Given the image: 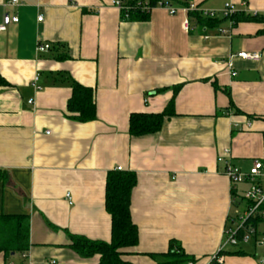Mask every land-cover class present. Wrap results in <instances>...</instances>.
<instances>
[{
    "label": "crops",
    "instance_id": "crops-1",
    "mask_svg": "<svg viewBox=\"0 0 264 264\" xmlns=\"http://www.w3.org/2000/svg\"><path fill=\"white\" fill-rule=\"evenodd\" d=\"M6 1L0 0V76L8 84L0 86V215L29 216L31 246L24 262L0 254V264H97L99 257L69 249V234L111 239L106 180L118 167L139 180L130 201L139 241L124 259L155 264L150 255L166 254L175 241L206 264L239 209L219 157L230 151L243 172L264 159L263 26L228 20L213 29L191 24L188 32L183 11L154 8L147 20L130 21L113 0ZM184 1L219 19L229 4L264 14V0ZM39 45L50 48L38 52ZM242 52L260 60L238 58ZM76 83L94 90L92 122L69 118ZM171 101L175 116L158 133L130 135L132 114H159ZM263 254L264 247L229 248L225 264H259Z\"/></svg>",
    "mask_w": 264,
    "mask_h": 264
},
{
    "label": "trees",
    "instance_id": "trees-1",
    "mask_svg": "<svg viewBox=\"0 0 264 264\" xmlns=\"http://www.w3.org/2000/svg\"><path fill=\"white\" fill-rule=\"evenodd\" d=\"M160 2L164 4L179 3L187 6L184 0H133L130 9L121 12L122 19L130 21H145L149 13L144 10V4L155 8ZM191 22L199 29L219 28L228 20L236 26L242 22H256L263 26L260 34L264 35V16L236 13L223 19L205 18L199 13H191ZM0 86H8L0 76ZM94 90L75 84L72 96L67 104V111L72 120L79 123H88L96 119V104ZM174 102L159 114H132L129 122V133L132 137H140L158 133L164 120L175 116ZM264 162V159L262 160ZM137 176L132 172L115 171L107 176L105 191V209L111 218V239L109 241L90 240L85 236L69 234V249L83 259L99 257L97 264H133L124 259L127 251L138 244V229L130 214V201L133 189L137 185ZM235 195V194H233ZM30 220L27 215H0V254L6 260L14 255H22L30 249ZM155 264H187L197 262L194 257L188 256L177 242H170V249L163 255H150ZM5 260V261H6ZM6 261L4 264H8Z\"/></svg>",
    "mask_w": 264,
    "mask_h": 264
},
{
    "label": "built area",
    "instance_id": "built-area-1",
    "mask_svg": "<svg viewBox=\"0 0 264 264\" xmlns=\"http://www.w3.org/2000/svg\"><path fill=\"white\" fill-rule=\"evenodd\" d=\"M133 0H113L111 6L117 8L120 12H125L130 9V2ZM18 4V0H8L6 5L15 6ZM155 8H161L169 12L170 15L179 14L183 11L187 17L184 21V26L186 30L191 31V13H199L205 18H217L219 16L218 12L201 10L197 5L188 4L187 6L175 7L172 4H164L160 2ZM154 8L149 7V5L144 4V10L148 13ZM224 17H231L236 13H239L233 6L226 5L224 10L221 12ZM257 16V15H254ZM264 16V14H262ZM18 18L14 17L11 22L14 24L18 23ZM42 21V17L39 18ZM6 31V25H0V32ZM222 34L226 32L223 30L219 31ZM50 48L49 45H39L38 52H44ZM238 58L256 61L260 60V55L257 53H247L242 52L237 55ZM232 75L235 72L231 71ZM37 80V79H36ZM219 162H223L225 166L224 173L229 178L232 194L234 198L232 203L240 208L243 206V211H237L234 217L230 218V225L226 230V241L219 248V250L207 258L206 264H225L224 253L229 248H239L241 245H250L254 247H264V162L262 160H254L250 170L248 172H243L242 169L236 167L231 161L230 151L226 150L223 155L218 159ZM122 168L118 167L116 171H121ZM241 185H246L248 189L244 191L243 195L237 198V193H239V187ZM68 200L71 201V197L68 196ZM28 254L24 253L21 255V260L24 262L27 260ZM15 264V263H9ZM51 264H56V262H51ZM187 264H198V262H188ZM259 264H264V254L259 259Z\"/></svg>",
    "mask_w": 264,
    "mask_h": 264
},
{
    "label": "rangeland",
    "instance_id": "rangeland-1",
    "mask_svg": "<svg viewBox=\"0 0 264 264\" xmlns=\"http://www.w3.org/2000/svg\"><path fill=\"white\" fill-rule=\"evenodd\" d=\"M245 187H247V186H246V185H241V186H240V189L242 190V189L245 188ZM246 189H248V187H247ZM238 208H239V207H238ZM238 211H239V212H242V211H243V206L240 207V208L238 209ZM18 256H19V255H14V256H12V257H11V260L17 258Z\"/></svg>",
    "mask_w": 264,
    "mask_h": 264
}]
</instances>
